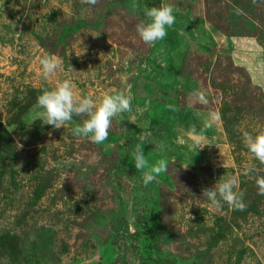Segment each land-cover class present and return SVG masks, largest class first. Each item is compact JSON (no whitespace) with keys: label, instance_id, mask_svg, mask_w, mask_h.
<instances>
[{"label":"rangeland","instance_id":"1","mask_svg":"<svg viewBox=\"0 0 264 264\" xmlns=\"http://www.w3.org/2000/svg\"><path fill=\"white\" fill-rule=\"evenodd\" d=\"M161 4L175 22L149 46L135 24ZM64 79L131 96L103 143L73 135L83 116L42 124L36 97ZM261 127L264 0H0V264H264V163L242 143ZM141 137L145 171L168 163L147 186ZM226 176L243 210L201 195Z\"/></svg>","mask_w":264,"mask_h":264},{"label":"clouds","instance_id":"2","mask_svg":"<svg viewBox=\"0 0 264 264\" xmlns=\"http://www.w3.org/2000/svg\"><path fill=\"white\" fill-rule=\"evenodd\" d=\"M86 2L94 4L95 0H86ZM133 11H135V5H133ZM142 17L135 24V32L139 39L149 46L163 40L166 36V29L175 22L173 8L168 4L144 7ZM39 65L45 77L59 69V62L47 55L39 59ZM72 89L73 85L68 79L58 80L51 89H41L40 94L36 97V105L40 109L38 115L43 121L42 124L57 129L65 122L71 121L73 116H83L85 118L72 128L73 135L87 137L94 144L103 143L109 135L112 120L130 110L131 96L115 93L105 94L97 99L87 95L76 98ZM194 94L198 101L206 102L203 92L197 90ZM209 127L210 123L205 120L201 131ZM144 142V138L141 137L140 142L134 146L129 155L132 166L142 173L141 183L147 186L153 182L156 175L166 173L168 163L161 159L148 171H145L149 165L145 154L141 151ZM242 143L254 160L264 163V127L254 133L243 132ZM200 147L202 146H198V148ZM250 172H252L251 166L245 169L246 175ZM257 184L259 190L264 193V180H258ZM237 185L238 181L235 177L226 176L223 179L219 177L210 188L202 189L201 195L213 207L219 208L222 204H227L234 209L243 210L245 207L242 202L243 193L237 191Z\"/></svg>","mask_w":264,"mask_h":264}]
</instances>
